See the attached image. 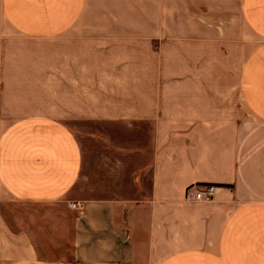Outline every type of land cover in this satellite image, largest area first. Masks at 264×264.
<instances>
[{
    "label": "crops",
    "instance_id": "crops-1",
    "mask_svg": "<svg viewBox=\"0 0 264 264\" xmlns=\"http://www.w3.org/2000/svg\"><path fill=\"white\" fill-rule=\"evenodd\" d=\"M0 264H264V0H0Z\"/></svg>",
    "mask_w": 264,
    "mask_h": 264
},
{
    "label": "rangeland",
    "instance_id": "rangeland-1",
    "mask_svg": "<svg viewBox=\"0 0 264 264\" xmlns=\"http://www.w3.org/2000/svg\"><path fill=\"white\" fill-rule=\"evenodd\" d=\"M253 121H248V125L251 126ZM56 207L53 206H39L22 204L19 202H5L3 203V213L9 219V221L16 226V221L24 222V225L32 229L34 232L41 234L43 232L44 225L47 219L54 218L59 215V212H54ZM55 215L54 217L50 216ZM24 226V227H25ZM40 238H42L40 236Z\"/></svg>",
    "mask_w": 264,
    "mask_h": 264
},
{
    "label": "built area",
    "instance_id": "built-area-1",
    "mask_svg": "<svg viewBox=\"0 0 264 264\" xmlns=\"http://www.w3.org/2000/svg\"><path fill=\"white\" fill-rule=\"evenodd\" d=\"M217 194V187L213 185L207 186H190L185 193V200L191 203L211 202L214 201ZM77 211H81L82 205L78 202L70 204Z\"/></svg>",
    "mask_w": 264,
    "mask_h": 264
}]
</instances>
